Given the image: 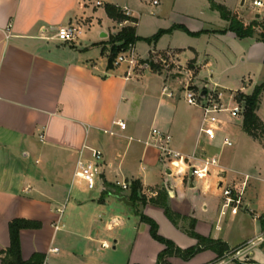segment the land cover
<instances>
[{
	"label": "crops",
	"instance_id": "obj_1",
	"mask_svg": "<svg viewBox=\"0 0 264 264\" xmlns=\"http://www.w3.org/2000/svg\"><path fill=\"white\" fill-rule=\"evenodd\" d=\"M185 1L190 4L197 1L202 15H209L204 11L207 8L219 16V19L217 15L204 16L202 26L193 30H221L228 26V21L211 9L208 0ZM215 1L239 12L246 22L258 19L257 13H251L252 17L248 11H244L246 16L242 13L246 0L244 5L242 0ZM106 3L119 5L136 17L128 1L123 4L109 0H0V251L11 244L9 226L15 218L41 223L40 228L22 229L20 238L22 257L27 260L39 252L45 255L44 264H157L165 245L152 237L150 225L140 218L141 212L157 222L161 235L181 248L198 242L185 230L191 219L195 220L196 232L222 240L230 249L264 233V198L253 202L245 196L246 191L241 204L225 207L222 203L213 216L196 211L201 200L196 181L201 185L206 179L217 190L221 181H232L228 173L230 163L223 159L230 147L223 145L225 135L233 141L241 138L247 143V149L259 159L253 164L254 176L264 182V146L244 131L243 114L232 117L224 112L222 130L214 141H208L200 134L203 109L189 104L184 97L191 68L187 69V76L178 79L147 64L143 69L128 67V62L109 68L110 33L134 23H120L110 18ZM73 21L83 26L80 38L75 43L59 41L56 29ZM138 23L139 19L136 25L141 36ZM202 37L205 46L154 45L148 57L161 50H176L182 60L196 58L199 75L205 72L201 86L215 84L223 104L233 107L235 95L232 102L223 100L225 95L219 90L220 71L214 68L215 58L208 46L214 43L224 47L243 46L246 40L252 46L264 40L258 32L246 38H239L232 31L205 33ZM137 43L135 56L143 58L135 48ZM241 51L245 53L244 48ZM246 58L243 56L240 60ZM193 79L197 80L196 75ZM262 81L264 78L243 75L242 86L235 92L248 94ZM263 98L264 91L257 109L264 121L260 113ZM118 121L125 122L126 127H121ZM154 128L171 136L168 147L175 153L185 157L217 156V175L188 179L189 164L182 166L186 172H178L172 166L162 171L159 167L150 176L154 177V183L148 184L147 166H159L162 155L163 141L153 134ZM131 141H136V145L132 146ZM93 149L103 153L104 185L99 186L95 196L86 193L89 190L76 176L78 161L91 158ZM235 150L233 154L239 152V148ZM251 177L246 174L244 180ZM133 180L141 182L142 193L148 199L146 204L125 205L114 197L113 194L121 193L130 199V189L123 190L120 184ZM189 180L190 209H185L173 200L175 189L185 190ZM107 183L113 185L111 190L120 189V192L103 196ZM76 185L78 192L74 194ZM160 189L168 192L171 208L187 217L179 225L167 217L163 207L149 201L157 197ZM70 197L73 201L67 211ZM203 203L209 207L206 199ZM236 206L251 213L256 222L252 228L241 224L236 232L232 229V222L226 216L229 211L234 216L241 214ZM110 236L114 239L112 251H109ZM53 248L58 250L52 251ZM216 258L218 254L214 250L206 249L189 260L177 256H170L168 260L171 264H207ZM252 259L260 264L255 251Z\"/></svg>",
	"mask_w": 264,
	"mask_h": 264
},
{
	"label": "rangeland",
	"instance_id": "obj_2",
	"mask_svg": "<svg viewBox=\"0 0 264 264\" xmlns=\"http://www.w3.org/2000/svg\"><path fill=\"white\" fill-rule=\"evenodd\" d=\"M109 1H119L120 3H123L125 1H128V4L133 8V14L139 19L138 23V32L143 38H152L154 35H156L160 30L165 29L169 30L167 32H164L161 34V36L158 38L157 41L149 42L148 40H139L136 45V50L140 54L141 57H136L138 62L136 64V69H143L144 65L147 64L152 68V66H155V70L157 71H164L169 72V75L172 76L175 79H178V77H185L187 76V69H192V74H189V77H192L191 84L196 89L205 88L202 87L200 81L201 77L205 72H202L201 76L199 75V69L197 65L196 58H192L189 60H182L177 57L178 51L176 50H161L156 52L155 54H152L150 57L149 50L152 46L157 45L159 47H166V46H180V47H188V46H205L206 41L205 38H200V36H193L186 32L185 30L179 28L178 26H185L192 32H197L198 30H193L195 28H199L202 26L203 18L204 16L209 15H217L213 14L205 8V12L209 15H202L198 12V8H201L197 1H193V3H189L185 0H158V4H155L153 0H109ZM255 0H246L243 14L245 15L244 11L249 12V16H251V13H262V19L264 18V6L262 8H257L253 6V2ZM246 16V15H245ZM211 30H217V29H211ZM218 31V30H217ZM117 33V32H116ZM212 33H219V32H212ZM114 33H110L109 38L107 42L109 43L111 35ZM248 42L250 43V40H246L243 44V46H237V45H231L230 47H224L220 44L214 43L212 45H209L208 48L212 52L213 57L215 58V64L214 68L219 69V76H220V83H219V90H221L224 95L226 101L232 102L233 95H236L238 90L242 86V76H248L249 74L252 77H255L257 79L264 78V41L257 42L258 44H254L252 46H248ZM110 47H111V43ZM241 48H244L245 53L241 54ZM134 51V46L132 47ZM129 50H122L120 51L125 53ZM111 52V51H110ZM119 53V54H120ZM118 54V55H119ZM117 55V56H118ZM242 55V56H241ZM246 57L245 61H241V57ZM148 57V58H144ZM117 58V57H116ZM116 66V65H114ZM153 69V68H152ZM190 73V72H189ZM197 77V80L194 81L193 76ZM199 75V76H198ZM217 75V74H215ZM217 75V76H218ZM214 76V75H213ZM212 79V78H211ZM199 81V82H198ZM213 83V81L211 80ZM264 81L256 84L260 85ZM186 85V84H185ZM214 85V86H213ZM215 84H212L210 87V90L215 89ZM251 87H249L250 90ZM254 88L251 89L248 94H251L253 92ZM218 91V90H217ZM261 116L264 118V98L261 102ZM248 141H252L251 138L246 136ZM234 145L228 147L225 152L223 159H226L230 163V170H229V176L232 179V181H225L224 185H229L233 187L234 189L240 190L241 189V181L244 180L246 174H250L252 177L246 181V186L244 189V192L246 191L245 196L252 198L253 202L254 199H260L264 198V182L262 179H257L254 176V165L257 164L259 159L254 156L253 153H251L246 146V142L243 139H239L238 141H233ZM125 146L127 144V140H125ZM132 146L136 145V141H131ZM239 148L238 153H234L236 151L235 149ZM194 160L189 161L192 163ZM254 164V165H253ZM171 167V162L167 160H162L160 157V164L159 166H147V183L153 184L155 179L154 177L150 178V176H153L155 173H157L159 167L162 169V171L166 170L168 167ZM263 166V165H262ZM216 170L213 169L210 175H213ZM188 175H186V178H190L189 171L187 170ZM217 175V173H216ZM240 181V182H239ZM201 185L197 184L196 181V189L199 190L200 198L201 200L198 202L196 206L197 212H205L207 216H213L217 214L218 210L221 207V204L225 207H231L233 204H229L221 190H217L212 184L208 183L206 179L202 180ZM186 189L182 190L179 188H176V195L174 197V203L177 206H184L185 209H190V201H191V181L189 180L186 184ZM219 188V187H218ZM220 189V188H219ZM113 191H119L120 189H112ZM129 190V189H128ZM99 191V186L96 189L86 191L89 195H97ZM78 192V185L75 186V190L73 193ZM131 193V191H130ZM168 194V192H167ZM244 195V193H243ZM73 196V194H72ZM71 196V197H72ZM69 198L66 203V206L68 205L67 211H69L71 204H72V198ZM244 197V196H243ZM203 199H206V202H208L209 207L206 208L203 203ZM137 203L143 204L141 200H138ZM137 203L135 205H137ZM239 208L242 212L241 214H238L237 216L232 215V213L229 211L227 214V220L232 222L233 230L236 232L240 227L241 224L244 225V227L252 228L253 225L256 223L250 212H244L243 207L236 206ZM199 209V210H198ZM202 211V212H201ZM245 213V214H244ZM203 214V213H202ZM113 236V235H112ZM109 237V242L111 244V248H109V251H112V247L114 245L113 237ZM254 251L256 252V258L260 262V264H264V247H255ZM100 254V252H97ZM220 258H216L214 261L218 260ZM251 260L249 256L245 257L241 261H236L234 264H246L248 261ZM214 261H211L210 263H213ZM208 264V263H207ZM231 264V263H230Z\"/></svg>",
	"mask_w": 264,
	"mask_h": 264
},
{
	"label": "trees",
	"instance_id": "obj_3",
	"mask_svg": "<svg viewBox=\"0 0 264 264\" xmlns=\"http://www.w3.org/2000/svg\"><path fill=\"white\" fill-rule=\"evenodd\" d=\"M208 1L210 2L211 9L217 10L220 13L221 17L224 20L228 21V26L225 29H221L218 31L203 29L197 32H192L185 26L178 27L193 36H199L201 34L212 32L226 33L228 31H232L236 34L237 37L246 38L253 37L258 32L260 38L264 40V18H258L252 20L251 22H246L243 18H241L239 12L232 11L226 5L218 3L215 0ZM105 10L108 16L117 22L122 23L125 21H132L134 23V25L124 26L117 33L111 35L109 41V43H111V52L109 55L108 63L109 68L114 67V61L120 51L128 50L129 48L133 47L139 40L145 39L149 42L157 41L162 33L169 31L162 29L152 38H143L137 33L136 24L138 22V19L136 17H132L131 15L127 14L122 7L113 3H106ZM152 68L155 70L154 65L152 66ZM263 91L264 82L260 85H255L254 90L251 94L238 92L235 95V100L236 102L242 105L243 103H245L244 110L242 112L244 116V131H246L253 138L259 140L264 146V121L257 114L260 96ZM106 186L107 187L103 192V196L114 193V191L111 190V187H113L111 183H107ZM130 191L131 193L129 195V198L134 202V204H136L138 200H141L143 204H146L148 202L147 197L142 193V184L139 180L131 181ZM149 201L153 204L163 207L167 217L175 225H179V221L181 219L187 218L171 208L166 190L160 189L157 197H151ZM139 215L143 222H146L150 225V233L152 237L165 245V248L158 255L157 264H171L168 260L170 256H177L184 260H189L199 252L206 249L214 250L218 254V258H220L225 254L226 251L230 250V247L226 242L222 240H216L210 237H205L196 232L194 219H191L189 228L185 230L189 235L195 237L198 242L194 246L188 248H181L174 241L164 237L159 233L158 224L153 218L147 216L142 212L139 213ZM9 227L11 244L8 248L0 251V259L2 261V264H44L45 255L39 252L34 253L33 256L27 260L22 257V247L20 238V232L22 229L40 228L41 223L25 218H15L10 221Z\"/></svg>",
	"mask_w": 264,
	"mask_h": 264
},
{
	"label": "built area",
	"instance_id": "obj_4",
	"mask_svg": "<svg viewBox=\"0 0 264 264\" xmlns=\"http://www.w3.org/2000/svg\"><path fill=\"white\" fill-rule=\"evenodd\" d=\"M154 3L157 4L158 1L154 0ZM253 6L257 8H262L264 6V0H255ZM127 14L129 11L124 10ZM83 32V26L78 21L69 22L64 25H60L56 29V38L62 42L75 43L81 36ZM128 52H121L114 61V65H120L123 62H128V67H135L138 60L135 56V53L131 48L128 49ZM192 77L188 78L186 85L184 86V97L189 104L200 106L203 109V121L200 128V134L208 141H214L219 132L222 130L223 119L222 114L228 112L232 117H238L244 110L242 104L236 102L235 106L228 107L225 106L222 102L220 93L216 90H210L209 85L205 88L207 89L205 97L202 96V91L205 88L196 89L190 83ZM121 127H126V123L123 121H118ZM153 134L156 135L163 143L160 145L162 150L161 159L171 162L172 168H176L178 172H186L185 169H182V166H187L189 169V175L192 179H201L208 177L212 170L219 165V159L217 156L205 155L199 157L194 154L188 157L180 153H175L169 149L168 144L170 142L171 136L157 128L153 129ZM223 145L231 146L233 145V140L230 136L225 135L223 137ZM191 160H199L198 164L194 162L190 163ZM102 162H103V153L98 149H93L91 158L80 159L77 164L76 176L83 181L85 187L88 190L96 189L98 186H103L102 178ZM222 174L218 172V175ZM247 179L241 184V189L237 190L229 185H224L223 181L221 185L218 184V187L223 192V195L226 201L229 204L239 205L242 202V196L246 186ZM130 182H123L120 184L123 190L130 189ZM264 243V233L261 235L250 239L237 247L231 248L226 251L225 254L220 257V259L214 261L213 263L208 264H230L235 263L236 261H241L245 257L249 256L251 260L246 264H259L258 262L252 259V254L255 247L260 246ZM103 245H107L103 243ZM52 251H57L58 248L51 249Z\"/></svg>",
	"mask_w": 264,
	"mask_h": 264
},
{
	"label": "water",
	"instance_id": "obj_5",
	"mask_svg": "<svg viewBox=\"0 0 264 264\" xmlns=\"http://www.w3.org/2000/svg\"><path fill=\"white\" fill-rule=\"evenodd\" d=\"M245 3V0H242L241 1V4L244 5ZM261 17V13H257L256 14V18H260ZM206 92H207V89L205 88L203 91H202V96L205 97L206 95ZM245 106V103H243V107ZM222 183H219V185H221ZM114 197L118 200V201H121L123 202L125 205H133L134 202L130 199H128V197L126 195H119V194H113Z\"/></svg>",
	"mask_w": 264,
	"mask_h": 264
}]
</instances>
